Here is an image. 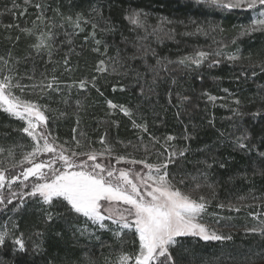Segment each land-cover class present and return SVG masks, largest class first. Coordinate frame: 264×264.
<instances>
[{
    "label": "snow or ice",
    "instance_id": "1",
    "mask_svg": "<svg viewBox=\"0 0 264 264\" xmlns=\"http://www.w3.org/2000/svg\"><path fill=\"white\" fill-rule=\"evenodd\" d=\"M194 3L204 5L212 11L250 12L251 17L248 22L234 26L238 27V31L230 40L217 41L216 36H212L217 45L215 49L197 47L191 53L173 60L168 56H159L156 49L151 47L149 37H154L157 43H162L165 38H174L175 29L168 27L174 21L161 17L157 24H150L149 14L142 9H129L124 15V20L129 25L127 31L135 34L130 38L110 15H104L105 5L111 7L109 0H95L87 13H65L59 3L53 7L46 0H23L22 4L11 0V7L5 6L0 16L8 13L17 21L19 17L27 15L29 7L34 8L36 12L35 18L31 20V27L27 24L21 26L19 22L3 25L5 29H17L21 35L6 36L11 46L4 54H0V112L21 121L23 126L13 128V131L26 135L32 144L27 146L30 150L21 152L22 158L18 161L15 160L16 148L23 150L25 145L17 143L7 149L0 146V156H4L6 152V159L14 161L10 167H6L5 161L0 160V212L8 209L14 201L17 203L10 211L18 212L31 200L41 205L39 211L42 213V222L46 225L60 218L67 220L68 214H75L77 218L83 217L85 227L77 229L81 236H95V232L89 231L87 227L90 223L98 229L111 232L120 243L118 250L113 249L116 252L115 259L105 257L104 264H185L181 257L191 255L192 250L187 247L183 238L193 237L203 241L232 239L231 234L226 235L219 230L234 227L220 223L221 220H231L232 217L209 212L212 201L216 199V184L210 181L208 170L216 164L225 168L226 164L215 156V145L205 144L192 148L191 142L197 138L195 126L190 130L185 125L181 136L167 135L161 140L149 133L148 123L139 111V105L134 110L108 100V108L112 111L107 115L122 113L139 133H149L148 142H145L143 135H138L136 143L128 141L125 144L123 141H117L116 143L123 145L125 149H133L132 152L120 153L116 145L106 139L107 134L100 137V150L92 146L83 130L77 135L81 120L79 113L85 108L79 93L87 94L91 88L103 95L97 81L104 75L127 77L132 73V80L138 86V95L149 99L157 94L160 80L170 79L171 84L175 86L178 81L172 73L197 72L205 65L212 68L224 61L241 65L246 63L247 67L252 69L251 73L241 72L246 80L249 76L255 80L258 74H264V59H253V54H245L238 43L245 38L254 39L256 33L264 34V0H194ZM189 22L195 26L194 31H185L182 33L184 36H208L210 33L219 35L225 31L218 24L205 25L191 17ZM89 27L90 31L84 36V44L80 47L87 46L91 41L94 45L91 50L107 57L96 62L93 69L96 75L73 78L70 83H65L55 74V66L51 69V74L47 67L43 71L39 70L36 61L44 56H47L46 64L60 63L54 61V56L67 44L69 50L63 56V71L60 75L67 74L71 77L76 70L71 63V56L81 55L76 51L74 40ZM98 33L102 34L100 38H97ZM117 34L124 48L116 45ZM61 35L63 40L59 39ZM109 35L113 37L111 45L104 39V36ZM21 36L28 43L24 54L17 56L14 55V49ZM129 45L134 49L130 55L126 51ZM229 45L235 46V50L225 51ZM110 46L116 47L114 56H108ZM149 56L155 59L154 65L149 63ZM136 60L142 62L145 72L130 63ZM29 63L31 67L21 68V65ZM148 73H151L150 81L147 78ZM162 73L167 76H162ZM73 89L77 92L72 113L76 116V127L72 129L71 141H61L53 134L49 122L67 117L69 113L53 108L52 104L71 107ZM124 90L125 87L121 86L120 91ZM113 91H116L115 86ZM223 91L228 92V89ZM167 95L168 103L171 104V89ZM202 95L214 106L216 101L226 99L207 92ZM257 95L261 106L255 111L245 113L242 100L229 93V96L234 97V107H231L233 116L250 115L253 120L264 118V85H261ZM33 96L36 99L29 98ZM176 97L179 101L178 107L190 99L179 92ZM41 100L47 102L41 103ZM52 113L56 115H50ZM176 115L179 118V111ZM113 123L117 126L119 124L118 121ZM209 123L215 126L213 121ZM233 129L231 132L218 130V142L230 144L234 150L243 151L249 156L255 152L258 159L251 161L255 164L254 172L264 176V134H261L258 143H254L253 133L248 127L235 124ZM7 135L9 134L5 133V136ZM177 140L184 143L177 144ZM136 151H143V158H137L133 154ZM196 153H203L206 158L190 159L195 157ZM153 155L155 159L151 160ZM40 156L47 158L40 160ZM189 163L203 167H194V170L189 172L185 167ZM121 164L130 167H117ZM137 165H142V168H137ZM170 165L175 167L170 168ZM10 169L19 171L12 172ZM204 189L208 190V194L202 191ZM195 193L199 194L194 195ZM247 199L246 196H239L235 201L218 202L216 207L239 213L243 208L253 207V204L244 203ZM251 199L264 202V196L252 195ZM249 215L257 223L252 227L246 226L245 232L264 237V212ZM207 217H215L212 222L215 227L209 223ZM9 220L11 221V217ZM106 221L110 224L105 223ZM56 235L62 238L61 233ZM33 236L36 239H32ZM29 241L32 254L44 251L43 231H34L26 239L25 234L19 231L17 223L12 222L10 227L7 223L0 226V249L8 251V246H11L9 257L0 255V264H9V261L10 264H16L11 257L28 254ZM126 243L133 245L131 251L124 250ZM255 255L264 258V252H257ZM47 264H54V261L49 260ZM62 264H98V260L93 253L85 252L81 257L65 259ZM188 264L194 262L188 261ZM245 264H255V261L248 259Z\"/></svg>",
    "mask_w": 264,
    "mask_h": 264
},
{
    "label": "rangeland",
    "instance_id": "2",
    "mask_svg": "<svg viewBox=\"0 0 264 264\" xmlns=\"http://www.w3.org/2000/svg\"><path fill=\"white\" fill-rule=\"evenodd\" d=\"M165 1H177V7L183 8L182 10V17L174 16L176 12H172V10L166 11L159 10L160 8L157 7L153 3V0H143V2L139 0H109V3L111 4V7L109 8L106 4L104 7V15L105 16H111L113 21L117 22L119 25L122 26L124 30V34L126 36H129L130 38H133L135 36L134 33H131L127 31V28L129 27L128 22L124 20V15L127 10L129 9H142L144 12L149 14V23L150 24H157L159 18L164 17L167 19H170L174 21L172 25H169L168 27L175 29L174 38L168 39L165 38L162 43H157L154 37H149V40L152 42L151 47L155 48L157 47L158 51L157 54L159 56H168L169 58L175 60L177 56L181 55L182 53H191L194 48L200 47L204 48L206 50L208 49H215L216 44L213 42L212 36H216L217 41L224 39V40H230L232 37H234L238 31V27H233L231 32H226L225 25L228 22H230L228 16L237 17L234 21V26H238L241 23H246L251 17L250 12H241L240 10H232V11H212L206 8L203 5H196L194 3V0H165ZM189 1H192L189 2ZM39 2V0H37ZM48 4L53 5V7L57 6L59 3V6L61 7V10L65 13L69 11H83L85 13L88 12L90 5H92L95 0H46ZM17 3H23V0H17ZM176 5V4H175ZM5 6L11 7V0H1L0 2V12L4 11ZM115 7V8H113ZM174 9H178V8ZM113 8V9H112ZM120 9L122 11H120ZM176 11V10H174ZM35 12L36 10L34 8L29 7L28 13L26 16L19 17L18 21L14 19V17L8 13H5L4 15L0 16V34L2 35L4 46L0 48V54H4L8 48L11 46L10 42L6 39V36L11 34L12 36L21 35L19 31L15 28L13 29H5L3 25L9 24V23H15L19 22L21 26H24L27 24L28 27H31V20L35 18ZM122 13L123 19L121 22L118 21L117 17L118 15ZM236 15V16H235ZM193 18L197 20L199 23L203 24H218L221 27L224 28V32L222 34L217 33H210L208 36L204 35H193V36H184L182 35L185 31H194V25H192L189 22V18ZM228 19V20H227ZM183 21V23H180ZM225 23V24H224ZM187 25V27L185 26ZM90 31V27L86 28V31L84 33H81L78 37L75 38L74 44L76 47V51L80 52L81 55L77 56L73 54L71 56V63L73 66L76 67V70L71 74V77L67 74L61 76V72L63 71L62 68V60L65 52L69 50V46L67 44L63 45L62 49L54 56V61L60 62L56 64H46L47 56H44L41 59H38L36 61V64L40 71H43L45 67L49 70V74H51V69L55 66L56 72L55 74L60 77L62 81L65 83H70L71 79H79L84 76H92L96 75V73L93 71L95 64L100 59H106L107 57L102 56L98 53L93 52L91 49L94 47L92 45L91 41H89L88 45L81 48L80 45L84 44V36L87 34V32ZM102 34L98 33L97 38H100ZM60 40H63L64 37L61 35L59 37ZM104 39L108 41V43L111 45L113 41L112 36H104ZM185 39L187 41H184L181 45H185L186 43H189V48H184V46H181V40ZM191 40V43H190ZM116 45L120 48H124L125 46L120 44V37L117 34L115 36ZM189 41V42H188ZM28 41L21 36V40L17 44L16 48L14 49V55L22 56L27 48ZM172 43L176 44L175 48L172 45ZM238 43L241 46L242 51L245 54H248L251 52L253 54V59H264V56H258L256 54L259 49H264V34L256 33L254 34V39L245 38L243 41H238ZM2 45V44H1ZM252 45H255L256 47H252ZM180 46V48H179ZM183 47V48H182ZM249 47V49H247ZM156 49V48H155ZM175 51H174V50ZM257 49V50H255ZM235 46L229 45L225 51H234ZM127 53L130 55L134 49L129 45L126 49ZM248 51V53H247ZM257 51V52H256ZM116 54V47L110 46L108 49V56H114ZM123 55V53H122ZM186 55V54H185ZM148 61L150 64H155V59L151 56L148 57ZM229 67H232L231 65L238 66L240 71H245L248 73H251L252 69L248 68L246 63L244 65H241L239 63H231ZM132 63L133 67H139V70L142 72H145L146 69L143 66L142 62L139 60H136ZM206 66V65H205ZM203 66L202 68L206 67ZM31 67V64L28 65H21L22 69ZM201 68V69H202ZM200 70V69H199ZM209 71L208 74L212 77V79H215L214 73ZM258 72V69H257ZM132 73H129L127 77L124 76H117V75H104L101 76L100 79H98L97 84L101 89V92H103V95H100L95 89H89V92L86 93H79V97L83 99V103L85 105L84 110H82L79 115L81 117L79 129L77 132V135L79 134L80 130H83L87 134V140L91 141L92 146L100 150L101 145L99 143L100 137L104 136L107 133H104L102 128L99 126V124L110 122L112 124L113 121L120 122V116H124L122 113L116 112L113 115H107V113L111 112L108 108L107 101L111 100L113 103L116 104H123L126 106H129L133 108L134 110L137 109V106L139 105V111L143 113V105L145 104L147 99H144L143 97L138 95V86H136L132 80ZM264 75V74H258ZM257 75V76H258ZM162 76H167V74L162 73ZM256 76V77H257ZM250 77V76H249ZM147 78H151V73H148ZM251 80H253L250 77ZM257 79V78H255ZM163 81H167L166 84L170 83V79H162ZM161 80L159 81V83ZM215 85H213L214 88L211 90H207L205 92L210 93L211 95L220 96V97H226L224 100H218L215 102V106L212 102H209L207 97L206 103H211L212 107L215 109H222L228 113H232L231 107H234L232 105V99L234 97H238L240 93L242 92L241 89L244 87V84H236V86H227L228 83H222L220 81L215 80ZM171 84V83H170ZM177 85V84H176ZM171 85L169 89L172 90V92L175 89H178L179 87ZM116 87V91H113V87ZM124 86L125 90L120 91V87ZM176 87V88H175ZM135 89L137 90L135 93ZM168 88L165 91V94H167ZM223 89H228V92L223 91ZM110 93L113 99L106 97V93ZM229 93L234 94L233 96H229ZM128 94V95H127ZM137 94V95H136ZM201 95V94H200ZM86 97V99H85ZM203 97V96H202ZM31 99H36V97H29ZM77 98V92L75 89H73L72 92V100L73 103L71 107H65L63 104H56L53 103V108H58L62 111H67L69 114L67 117L59 118L50 121L51 130L54 135H56L61 141L68 140L71 141L73 132L72 129L76 127V116L73 115V111L75 109L74 100ZM116 99V101H115ZM139 99H142L141 102H139ZM168 100V95H167ZM148 101V100H147ZM47 101L41 100V103H45ZM228 105L226 107H221L220 105ZM261 104H256V107H260ZM168 109V108H165ZM0 115L6 118V121L9 125V128H6V133H9L7 137H0V146L4 147L5 149L16 145L17 143L23 144L26 147L22 150L20 148H16V157L15 160H19L22 158L21 152L22 151H28L30 148H28V145L32 144V141L30 138H28L26 135L20 132L13 131V128L21 127L22 122L19 120H16L14 118L9 117L7 114L0 112ZM50 115H56L55 113H52ZM144 115V113H143ZM125 117V116H124ZM127 118V117H126ZM145 118V117H144ZM91 121L93 122V129H90L87 127V123ZM129 130L131 131L132 137L137 136L138 130L134 129L131 124L128 123ZM114 127L116 129H120V124L118 126L114 124ZM106 139L110 141L111 143L116 145V149L118 152L120 151H127L132 152L133 150L131 148L125 149L123 145L117 144V141H120L118 137H109L108 134L106 135ZM130 149V150H129ZM134 155L136 152L133 153ZM50 155V154H49ZM7 153L5 152L4 156H0V160H4V166L10 167V165L14 162L12 160L6 159ZM46 156H40L39 159L43 160L46 159ZM99 159V158H98ZM155 158L151 157V160H154ZM122 165V166H121ZM117 167H130L128 165L121 164ZM27 166V165H25ZM137 168H142V165H137ZM255 168V166H254ZM12 172L19 171V169H10ZM146 171V170H145ZM7 175V173H6ZM33 178H30V180ZM15 187V186H14ZM205 194H208V190H202ZM231 196L229 198H226L224 200H220V202L227 203L229 200L235 201L237 197L239 196H246L248 199L244 202L246 204H253V207L251 208H243L239 213L237 212H228L227 210H220L218 209L214 204V201H212V205L209 208V212H217L221 216H231V220H221L220 223L223 224H229L234 225V227H224L220 228L219 230L223 234H231L232 239L227 241H203L199 240V238H193V237H187L183 238L186 241L187 247H189L192 250L191 255H184L181 258L185 261V264H188V261H193L194 264H245L246 260L251 259L255 261V264H264V258H258L255 253L257 252H264V237H262L259 234L256 233H249L245 232L244 228L252 227L257 223L256 220H253L252 216L249 215V213H255V212H264V202L260 201H253L251 199L252 195H255L257 197L264 196V188L259 184V181H256L255 184H252L251 186H248L246 190L244 191H234L229 192L228 195ZM199 193H195V195H198ZM41 205L36 204L33 201H29L25 206L18 212H15L14 214H11L5 209L3 212L0 213V226H3L4 224H8L9 227L11 226L12 222H15L19 225V218L18 216L26 211L28 208L29 210L35 211L37 214H40V218L42 219V213H40ZM63 211L62 209H57V211ZM37 216V215H36ZM11 217V221L9 218ZM68 220L64 218L56 219L60 220L61 222L65 223V228L69 234L71 243L74 245L78 243L80 246H83L85 248L83 252H91L95 255V257L98 260V264H104L105 257H109L110 259H115L116 252L113 251V249L118 250L120 248L119 241L112 235L111 232L98 229L97 226H93L90 223L87 225L89 228V231L95 232L94 237H89L87 235L81 236L80 233L77 231L78 228L85 227V221L83 217L76 218L73 214H68ZM210 224L214 221L215 217H207ZM105 223L110 224V222L106 221ZM52 224V223H51ZM212 226H216L215 224H212ZM111 227H115L114 225H111ZM20 231V230H19ZM25 234V238L27 239L30 234H28L25 231H21ZM95 237H99V239H96ZM33 238V237H32ZM94 247L92 249H89V247ZM133 248V245L131 243H126L124 245L125 251H131ZM101 252L103 255H101Z\"/></svg>",
    "mask_w": 264,
    "mask_h": 264
},
{
    "label": "trees",
    "instance_id": "3",
    "mask_svg": "<svg viewBox=\"0 0 264 264\" xmlns=\"http://www.w3.org/2000/svg\"><path fill=\"white\" fill-rule=\"evenodd\" d=\"M139 1L143 2V0ZM175 2L177 1L153 0V3L160 8V12H162V10H172V12H176L174 16L182 17L181 12L183 8L177 7L178 4ZM189 2L192 3V1ZM176 7L178 9H174ZM120 11L122 10L120 9ZM228 18L230 22L227 23L229 25H225V27L227 28L225 30L226 32H231L232 28L234 27V21L237 17H233L232 19V17L228 16ZM117 19L119 22H121L123 19V14L120 13ZM2 38L3 37L0 34V48L4 46V41ZM180 40V45L184 43V41H187L185 39ZM175 45L176 44L172 43L171 46L175 48ZM181 46H184V48H189L190 45L189 43H186L185 45ZM253 46L254 48L256 47L255 45H252V47L250 48H253ZM155 48L156 51H158V48ZM247 49H249V47H247ZM185 54L187 53L185 52L181 55ZM256 54L262 57L264 56V51H262V49H259ZM229 65L230 64L224 61L220 65L214 66L212 68H208L207 66H205L206 69L202 68L197 72L172 73V75L175 76L178 81L176 86L179 87L172 92V103H168L167 94H165L166 89H169L172 85L170 84L171 80L169 84H166L167 81L161 80V82L159 83V87L157 88V94L150 96V98L147 99L148 101L146 100L145 104L142 106L144 110V117L148 123L149 133L156 137H159L161 140H163V138L167 135H174L177 137L181 136L184 131L185 125H187L190 130L193 128V126H195L197 138L191 142L193 149L202 147L205 144L215 145V156L219 160L224 161L226 164L225 168H220L219 165L216 164L212 169L208 170L210 173V181L216 184V199L214 201L215 206L218 202H220V200L229 198L231 196V193L230 195H228L229 192H236L238 190L244 191L248 186L255 184L256 181H259V184L264 188V176L255 173V164L251 163L252 160L258 159L255 156V152H253L252 155L249 156L243 151L234 150L230 146V144H220L218 142V130L231 132L234 130L233 125L241 124L251 130V132L253 133V142L258 143L261 134H264V118H256V120H253L250 115H245L244 117L233 116V113H228L218 108L215 109L214 107H212L211 103H206L207 101L202 95V93H204L205 91L214 88L213 85H215L216 83L215 80L217 82L220 81L222 83H228L227 86H236V84L240 83L244 84V87L241 89L242 92L240 93L238 98L241 99L245 105L243 109L245 113L255 111L256 108H258L256 107V104H259L260 100L257 92L260 89L261 85H264V75H258L256 77L257 79L255 80H251L250 77L246 80L245 77L241 75V71L239 70L240 68L238 66L231 65L232 67H229ZM212 70H214L213 72H216L213 74L215 79H212V77L208 75L211 74L209 73V71ZM148 80L150 81L151 78H149ZM137 90L135 89V93ZM104 92L106 93V97L108 96L109 98L113 99L110 93H107V91L105 90ZM177 92L190 98L188 101L184 102L182 106L179 107V101L176 97ZM141 101L142 99H139V102ZM177 111H179L180 113L179 118H177L176 115ZM154 113H158V115H155ZM119 119L120 129H116L111 121L99 124V126L102 128L104 133L108 134L109 137L113 138L116 136L125 144H127L128 141L136 143L138 135H143L145 142H148L149 133L141 134L138 132L139 134L137 136L132 137L133 133H131L128 126V123L131 124V121L124 116H120ZM209 121H213L215 126L213 127V125L210 124ZM93 122L94 121H91V123L88 122L87 127L93 129ZM6 128H9L6 118L0 115V137L8 136H5ZM175 143L182 145L184 141L177 140L175 141ZM124 152L125 151H120V153ZM135 156L137 158H143L144 153L143 151H136ZM152 157L155 158L154 155ZM204 158L206 157L203 153H196L195 157H190V159ZM89 163H91V161ZM174 167V165H170V168ZM185 167L189 172H192L194 170V167H203V165H194L192 163H189L185 165ZM16 203L17 201H14L13 205L8 206L7 211L9 213H15L10 211V209H12ZM73 215L75 216V214ZM18 218L20 231L26 230V232L30 235L34 231L38 230L44 232V251L40 254H32V245L31 241H29L28 254H17L16 256L11 257V260L16 261V264H47L49 260L54 261V264H62V261L67 258H78L83 255V250L85 248H83V246H80L78 243L74 245L71 243L69 234L64 225L65 223L61 222L60 220H54L52 224L46 225L42 222L40 214H37L35 211L29 210V208L26 211L22 212L18 216ZM58 232L62 234V238L56 235V233ZM32 239H36V237L33 236ZM8 247V251L0 249V255L9 257L11 246L9 245ZM92 248L94 247H89V249Z\"/></svg>",
    "mask_w": 264,
    "mask_h": 264
}]
</instances>
